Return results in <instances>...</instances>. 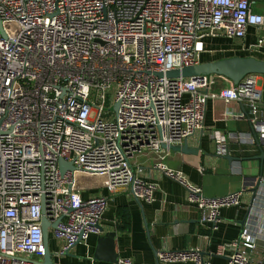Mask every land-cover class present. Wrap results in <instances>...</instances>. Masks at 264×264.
Instances as JSON below:
<instances>
[{
  "label": "built area",
  "instance_id": "built-area-1",
  "mask_svg": "<svg viewBox=\"0 0 264 264\" xmlns=\"http://www.w3.org/2000/svg\"><path fill=\"white\" fill-rule=\"evenodd\" d=\"M262 1L0 0L7 34L0 32V264L44 261L43 202L50 223L59 220L49 237L63 241L58 250L50 248L53 256L101 233L108 199L84 198L85 176L111 192L130 190L138 200L153 202L157 184L131 170L133 155L145 148L159 155L156 168L185 187L203 226L216 230L222 208L241 205L244 189L205 196L182 170L164 163L162 145L182 144L203 130L208 100L215 96L247 107L264 144L258 74L223 86L226 77L220 75L171 78L166 72L204 61L202 54L217 51L207 41L240 45L249 28L264 27V11L257 10ZM256 44L264 49V38ZM116 102L114 118H103ZM225 115L246 114L228 108ZM212 137L219 152L229 155L228 136L214 130ZM61 158L76 169L63 174ZM262 194L264 176L252 205L262 204ZM260 241L264 222L255 229L249 221L239 239L218 253L230 248L228 264H264V256H250ZM203 253L198 247L164 248L157 256L164 263L211 264ZM116 264L138 263L121 257Z\"/></svg>",
  "mask_w": 264,
  "mask_h": 264
},
{
  "label": "crops",
  "instance_id": "crops-1",
  "mask_svg": "<svg viewBox=\"0 0 264 264\" xmlns=\"http://www.w3.org/2000/svg\"><path fill=\"white\" fill-rule=\"evenodd\" d=\"M257 38H264V27L249 28L240 45L228 40H216L214 44L207 46L212 50L223 51L225 54L222 56L225 57L253 55L264 58V49L256 46ZM243 45L245 51L238 48ZM218 57L220 58L219 55ZM220 83L223 86H231L233 82L228 78H221ZM258 83L264 99V74H258ZM218 90L216 89L215 93L220 95ZM228 108L234 114L244 112L246 115L239 118L227 117L225 111ZM262 116L264 117V112ZM250 118L252 114L244 105L240 107L236 102L226 104L222 97H212L207 103L204 129L187 138L189 146L197 152L183 153L177 146V149L164 147L161 153L165 155L164 163L173 169L182 170L187 179L200 186L207 197L222 196L239 189L245 190L240 206L222 208L221 222L216 230L200 223V213L194 206H189L185 187L155 167L160 157L149 148L133 155L131 170L135 176L157 184L155 200L151 203L139 201L130 190L111 192L100 185L98 178H82L81 193L84 198L103 195L108 199L101 226L105 232H115L119 258L128 257L138 264H191L160 262L157 252L164 248L198 247L203 249L205 258L211 264H228L232 251L227 248L219 254L221 246L238 240L244 223L250 221L256 229L264 222V194L262 204L259 200L257 204L252 205L251 192L255 178L260 177L262 173V161L257 158L261 154L260 149L249 139L238 141L232 137L251 131ZM214 130L228 136L230 156L235 158L233 161L219 152L212 137ZM249 208L252 210L250 215ZM250 216L252 220L247 221ZM242 221L243 224L240 223ZM100 234H93L87 242L78 243L70 250L71 255L58 258L54 256L56 264H116L94 259ZM60 244H63L62 240L50 237V248L53 251L58 250ZM250 256L254 260L264 256L263 241L250 252Z\"/></svg>",
  "mask_w": 264,
  "mask_h": 264
},
{
  "label": "water",
  "instance_id": "water-1",
  "mask_svg": "<svg viewBox=\"0 0 264 264\" xmlns=\"http://www.w3.org/2000/svg\"><path fill=\"white\" fill-rule=\"evenodd\" d=\"M0 32L4 37H7V34L3 27V22L0 18ZM222 75L226 78L230 79L235 86H237L241 80L247 76L248 74H264V58H258L253 55H231L227 57H221L218 59H208L204 60L199 64L193 65V66H186L182 69H174L166 72L167 77H192V76H199V75ZM159 76H163V73H158ZM119 102H116L110 109L118 112L119 109ZM243 135H246L247 137H253L252 143L257 144V146L260 149L261 154L257 156L258 159L262 161V173L260 177L255 178V184L252 188V194L253 198H255L258 194V191L261 186V178L263 177V167H264V145L261 142V139L259 138V135L255 129H251L249 133H244ZM163 148H169V149H177L179 146V149L183 153L187 154H193L196 153L197 150L190 147L187 139L184 140L183 145H170L167 146L166 144L162 145ZM230 149V147H229ZM227 158L230 161H233L235 158L233 156L227 155ZM59 165L61 168L62 173L64 174L68 169L75 170L76 166L73 162H67L64 159L59 160ZM140 201V200H139ZM43 217H42V229L44 234V242L46 246V251L44 255V261L41 264H56L54 261L53 253L50 249V237H49V228L53 227L56 228L57 224L59 222L56 221L55 223H50L46 216V207L45 203L43 202ZM243 224L244 222H240ZM101 234L98 237L97 241V247L94 253V259L95 260H101L105 262L110 263H117L119 259V254L116 250V241H115V232L108 231L105 232L104 228L100 226ZM78 243H76L73 247H75ZM72 247V248H73ZM70 248L67 250L64 255H71ZM203 258H205V253H203Z\"/></svg>",
  "mask_w": 264,
  "mask_h": 264
},
{
  "label": "rangeland",
  "instance_id": "rangeland-1",
  "mask_svg": "<svg viewBox=\"0 0 264 264\" xmlns=\"http://www.w3.org/2000/svg\"><path fill=\"white\" fill-rule=\"evenodd\" d=\"M261 10V11H264V1H262V2H259V4H258V7H257V10ZM223 54H225V53H222V52H219V56H220V58L221 57H225V56H222ZM219 57L217 56L216 57V59H218ZM213 59H215V58H213ZM204 60H208V58L207 59H204ZM213 76H217V74H212ZM220 76H222V75H220ZM223 77H225V76H223ZM110 103H108V105H109ZM109 108V107H108ZM116 114H115V111H113V110H108V111H105L104 113H103V118H108V117H111V118H114V116H115ZM54 261H55V259H54Z\"/></svg>",
  "mask_w": 264,
  "mask_h": 264
},
{
  "label": "bare ground",
  "instance_id": "bare-ground-1",
  "mask_svg": "<svg viewBox=\"0 0 264 264\" xmlns=\"http://www.w3.org/2000/svg\"><path fill=\"white\" fill-rule=\"evenodd\" d=\"M207 42L215 43L216 40L207 41ZM219 52H223V51H215V52H212V53H204V54H202V56H203V59L216 58V56L219 55Z\"/></svg>",
  "mask_w": 264,
  "mask_h": 264
}]
</instances>
